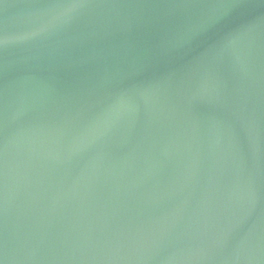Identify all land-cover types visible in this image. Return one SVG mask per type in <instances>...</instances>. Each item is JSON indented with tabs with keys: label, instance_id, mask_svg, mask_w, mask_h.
<instances>
[{
	"label": "water",
	"instance_id": "water-1",
	"mask_svg": "<svg viewBox=\"0 0 264 264\" xmlns=\"http://www.w3.org/2000/svg\"><path fill=\"white\" fill-rule=\"evenodd\" d=\"M0 264H264V0H0Z\"/></svg>",
	"mask_w": 264,
	"mask_h": 264
}]
</instances>
